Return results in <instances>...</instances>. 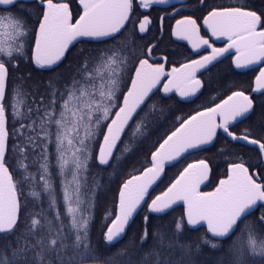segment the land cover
<instances>
[{
    "label": "snow or ice",
    "instance_id": "6c2138e0",
    "mask_svg": "<svg viewBox=\"0 0 264 264\" xmlns=\"http://www.w3.org/2000/svg\"><path fill=\"white\" fill-rule=\"evenodd\" d=\"M73 2L0 0V264H264V0ZM172 19L169 37L190 48L182 60L160 47ZM229 57L256 72L247 93L217 83L183 113ZM253 117L255 133L233 130ZM164 122L94 244L101 178H119ZM178 204L169 229L160 221Z\"/></svg>",
    "mask_w": 264,
    "mask_h": 264
},
{
    "label": "trees",
    "instance_id": "16d2710c",
    "mask_svg": "<svg viewBox=\"0 0 264 264\" xmlns=\"http://www.w3.org/2000/svg\"><path fill=\"white\" fill-rule=\"evenodd\" d=\"M244 89V88H243ZM249 89V88H247ZM239 90V89H238ZM246 90V89H245ZM211 94V88L204 93L203 96L200 97V99L196 100L195 103H185L182 104V111L183 113L189 112L191 109L195 108L196 105L204 102L207 100L208 96ZM218 102V101H217ZM178 115L181 113H177ZM167 123L164 122L161 124V126L156 128H150L149 132L151 133L147 140H145L142 144H140L138 147H136L134 153L128 158V163L122 170L121 175L119 178H117L114 175H109L108 173H105L103 177L101 178V182L103 184V187L98 191L97 193V200H98V206L96 208V220L94 222L93 230H92V237H93V243L94 244H100V226L103 223L104 216L106 214V211L108 209H111L112 207V200L113 197L117 194L118 185L122 183L123 179L127 178L126 173L131 171L134 167L140 168L143 161L145 160V157L149 155L148 149L153 141L156 140V138L162 134L165 127L167 126ZM214 152H216L215 148H211L207 152L198 153L201 158L204 156H211ZM197 155L188 156L186 161H182L180 164H177L175 168H166V175L162 182H158V185L154 186L155 191L152 192V195H158L162 190L165 189L167 184L170 182L172 178H174L175 174H178V170H182L183 166H186V163L192 162L194 159L197 158ZM217 164L219 165V171L222 172L224 169V165L220 163V158H217ZM111 169L108 170L109 173H111ZM213 176H218L214 174ZM182 212V206L175 207L174 211H170L167 215H164L162 218V221H160L163 224L168 225L169 229L171 228L172 222L174 218H178L179 215ZM143 212L141 211L138 216H136V223L131 224V227L127 230L128 236L130 237L134 231L137 230L139 222L143 216ZM128 237H125L127 239ZM119 247V245H117ZM219 253H213V252H206L203 254L201 259L215 262V258L219 256Z\"/></svg>",
    "mask_w": 264,
    "mask_h": 264
},
{
    "label": "flooded vegetation",
    "instance_id": "af4514ba",
    "mask_svg": "<svg viewBox=\"0 0 264 264\" xmlns=\"http://www.w3.org/2000/svg\"><path fill=\"white\" fill-rule=\"evenodd\" d=\"M171 2L173 4H176L177 7H180L178 0L171 1ZM217 2H219V0H217ZM254 2L258 5L260 0H254ZM75 6H76V3L74 0L73 7L75 8ZM160 7H166V6H160ZM171 10L172 9L169 7L168 11L170 12ZM150 11H152L153 16L156 15V11H153V10H150ZM161 14H163V13H161ZM178 18L179 17L177 16L176 19H178ZM169 24L174 25L175 19L166 20V22H165V34L163 37V43H161L160 47H161V49H164L167 52L176 53L175 55L170 57V59L182 60L184 56L189 54L190 48L185 46L186 42L176 41L174 37H169L168 27H167ZM203 31L204 30L202 29V33H203ZM215 46L216 47H223L224 42L223 41H216ZM201 54H205V53H203V51H202ZM230 59H231L230 57L227 59H222V62L218 63L212 69L211 75L213 77L214 87L211 88V94L210 95L216 94L217 88L215 87V85H217V83H218L219 87L224 90L225 94H230V92H227V90L224 88V86L225 85H231L233 83L236 85V88L233 90H238L240 88H244V90L246 89V93H247V91H248L247 88H249V85L254 80L256 72H253V71H246L245 72V71L235 70L234 66H232L230 63ZM254 67H256V66H254ZM256 71L258 72V67H256ZM207 75H208V73L205 74V77ZM252 95L254 96V98L258 102L260 99L259 95L258 94H252ZM255 120H256V117H253L252 120H245L243 123H239L238 126H236L233 130H235L239 134L247 128L250 131H252L253 133H255L256 131H258L257 128L252 127V123ZM240 143H243V142H240ZM218 178H219L218 176H213L212 177L213 183H215V181ZM202 189L205 191H209V190H211V186H209L208 188L202 187ZM216 259H217V257L215 258V260Z\"/></svg>",
    "mask_w": 264,
    "mask_h": 264
},
{
    "label": "water",
    "instance_id": "95a60500",
    "mask_svg": "<svg viewBox=\"0 0 264 264\" xmlns=\"http://www.w3.org/2000/svg\"><path fill=\"white\" fill-rule=\"evenodd\" d=\"M171 1H175V0H171ZM154 186H155V185H154ZM154 186H153V187H154ZM202 187H203V186H202ZM150 191H151V189H150ZM178 206H182V205H181V204H178V205L174 206V208H175V207H178Z\"/></svg>",
    "mask_w": 264,
    "mask_h": 264
}]
</instances>
